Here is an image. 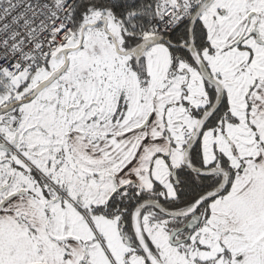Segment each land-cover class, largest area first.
I'll list each match as a JSON object with an SVG mask.
<instances>
[{
	"label": "snow or ice",
	"instance_id": "obj_1",
	"mask_svg": "<svg viewBox=\"0 0 264 264\" xmlns=\"http://www.w3.org/2000/svg\"><path fill=\"white\" fill-rule=\"evenodd\" d=\"M0 264H264V0H0Z\"/></svg>",
	"mask_w": 264,
	"mask_h": 264
}]
</instances>
